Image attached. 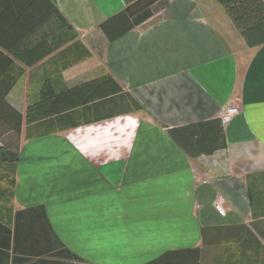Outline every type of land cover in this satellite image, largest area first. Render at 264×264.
I'll use <instances>...</instances> for the list:
<instances>
[{
    "label": "crops",
    "instance_id": "1",
    "mask_svg": "<svg viewBox=\"0 0 264 264\" xmlns=\"http://www.w3.org/2000/svg\"><path fill=\"white\" fill-rule=\"evenodd\" d=\"M124 7V0H0V95L21 116L44 84L61 92L110 74L122 87L23 124L18 135L0 136V147L15 138L20 151L14 187L10 167L2 164L0 221L42 206L59 239L81 259L72 264H147L166 253L165 264H264V136L255 126L264 115L243 112L242 124L255 133L235 141L237 119L230 126L223 120L229 106L264 109V44L247 47L216 0H166L149 19L108 41L99 25ZM169 129L178 130L182 148ZM101 158L108 166L104 180L120 168L122 189L130 190L113 203L130 204L138 182L151 186L145 206L129 213L139 223L132 234L113 229L118 209L107 210L105 201L112 202L99 193L54 200L44 187L41 175L62 179L77 161L99 175ZM227 166L234 174L222 173ZM207 173L213 184L195 187V175ZM216 194L225 216L214 209ZM72 204L90 205L97 222L90 248L65 244L53 226ZM106 214L111 223L101 230Z\"/></svg>",
    "mask_w": 264,
    "mask_h": 264
},
{
    "label": "trees",
    "instance_id": "2",
    "mask_svg": "<svg viewBox=\"0 0 264 264\" xmlns=\"http://www.w3.org/2000/svg\"><path fill=\"white\" fill-rule=\"evenodd\" d=\"M216 1L247 47L264 44V0ZM124 2L123 10L99 25L108 41H114L149 19L165 5L166 0ZM121 90L120 84L110 74L61 92H54L48 84H44L39 99L27 106L24 117L5 102V95H0V119L7 123L0 126V136L5 132L18 135L23 124L45 121ZM177 132V129L168 130L169 136L182 148L184 145L178 140ZM0 149L10 167L8 182L14 187L18 154L4 145ZM169 255L166 253L147 264H165ZM79 261L81 259L59 239L42 206L16 211L10 222L0 221V264H72Z\"/></svg>",
    "mask_w": 264,
    "mask_h": 264
},
{
    "label": "rangeland",
    "instance_id": "3",
    "mask_svg": "<svg viewBox=\"0 0 264 264\" xmlns=\"http://www.w3.org/2000/svg\"><path fill=\"white\" fill-rule=\"evenodd\" d=\"M221 13L224 17H226L225 14L222 12V10H221ZM260 71L262 70L260 69ZM243 112H246V114H250L251 116H254V117H257V115H255L254 113L259 114V115L261 114L264 115V109L262 108L254 110L252 108L243 109L242 106H235V107L229 106L224 113V116H228V119H224V118L223 119H224V123L227 126H230L233 120L237 119V122L233 124L232 126L234 136H236L235 139L233 136L234 141L238 139V136L240 134L241 135L249 134L252 138L253 132L255 133L254 126L251 127L248 124L246 125L242 124L244 122V119H242ZM255 126L258 127V133H261V135L264 136V117L261 118L259 122L257 120V123L255 124ZM6 141L4 142L1 141V145L9 147L13 152H17L18 157H19L20 151H19L18 140H16L15 138H12V139L10 138V139H6ZM235 143L241 144L240 142H235ZM4 160L5 158L3 154H0V185L3 182L5 183V181L3 180L4 171L5 172L7 171V169L5 170L3 165L8 164V163L5 162L4 164ZM231 160L227 159L228 164L229 162H231ZM101 161L102 163H101L99 175L95 173L90 167H86V166H83L82 168L79 167L78 161L76 164L70 163V165L66 169L67 174L61 173L62 179L61 177L58 179L55 178L57 177L55 175L57 174L59 175V173L47 172L46 174L41 175V176H44L45 179H47V181L44 184V187L48 188L47 190L48 196H52L54 200L64 198V199H69V200L74 201L76 199L93 198L97 193H99L101 198L103 199L108 198L109 200H111V202L113 200H116V198L120 199L123 193L129 196L130 190L122 189L124 186L123 185L124 181H123L122 175L121 177H119V173L121 172L120 168L113 170V167H112L110 172H113V178H110L111 180H104L103 177L106 176L105 171L107 170L108 166L107 164L103 165V162L107 163L104 158H101ZM84 168H88V171H85ZM232 168L233 166H230V168L229 166H227L226 168L223 167L222 173H225L226 175L230 176L234 174V170H233L234 168L233 169ZM207 175L208 176L200 175V174L195 175V178L193 180L194 186L197 187L198 184H207V183L209 185L213 184L212 183L213 180H211V177H213L214 174L207 173ZM64 176H68L69 178H65ZM98 177H100V180L97 179ZM82 179H84V181H82ZM217 181L218 180H215V182ZM25 185H21L22 190L27 189L25 188ZM99 185H100L99 187L100 190L96 191L95 189H97V186ZM150 189H151L150 184L147 185V183L138 182L137 185L134 186L132 190V192H134L137 195L134 196L133 193L132 194L130 193V197L132 198L130 204H127L126 202L127 199L125 200L122 198V202L121 200L116 203L112 202V205H114V207H112V205L109 207L108 202L105 201L104 206L107 208V210H110L111 208L118 209V212L116 213V224H115L116 226L113 229L118 230V231H126V233H130V234L135 232L136 230L135 226L139 225V223L133 217H130L129 213L132 214L134 210L136 211L142 208L143 206H145L143 205L142 201L146 198ZM27 190L29 191V189ZM9 191L12 192V190H9ZM216 195L217 196L215 197L214 202L216 200H220L223 202L222 196L220 194H216ZM30 200L31 199L28 198L27 202ZM69 203H72V202H69ZM77 203L79 202L77 201ZM76 205L77 204H74V205L72 204L69 206L65 205L64 208H66L68 212H66V214L64 213L62 217L53 218L52 219L53 226L57 229L58 233L63 236L65 244L73 247L76 245H81L82 243V246H87L90 248L91 240H92L91 228L98 229L97 222L95 220L94 222H92L90 205H88L87 207L85 206L81 207V206H76ZM101 207L103 208L102 205ZM195 207L196 209L199 208L197 204ZM150 208L154 209L156 207L150 206ZM160 208L163 209V207H160ZM180 210H181V207H180ZM180 215H181V220L183 219L184 223L186 224V220H185L186 217L182 215V211H180ZM166 216H168V218H171L172 216L175 219L178 218L175 214L174 215L167 214ZM122 219L124 220L123 223H121ZM118 220H120V222ZM10 221H11V216H8V219L5 222H10ZM110 223L111 222H108L107 220V214H106L105 217L102 218L99 223V226H100L99 229L102 230L103 227L106 228V226L109 225ZM159 224H162V223H159ZM180 225H181V221H180Z\"/></svg>",
    "mask_w": 264,
    "mask_h": 264
},
{
    "label": "built area",
    "instance_id": "4",
    "mask_svg": "<svg viewBox=\"0 0 264 264\" xmlns=\"http://www.w3.org/2000/svg\"><path fill=\"white\" fill-rule=\"evenodd\" d=\"M223 118L228 119V116H223ZM214 209L220 216H225V209L222 205V201L216 200L214 203Z\"/></svg>",
    "mask_w": 264,
    "mask_h": 264
}]
</instances>
